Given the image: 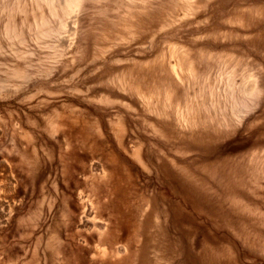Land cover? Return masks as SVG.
<instances>
[{"label":"rangeland","instance_id":"rangeland-1","mask_svg":"<svg viewBox=\"0 0 264 264\" xmlns=\"http://www.w3.org/2000/svg\"><path fill=\"white\" fill-rule=\"evenodd\" d=\"M0 264H264V0H0Z\"/></svg>","mask_w":264,"mask_h":264},{"label":"bare ground","instance_id":"bare-ground-1","mask_svg":"<svg viewBox=\"0 0 264 264\" xmlns=\"http://www.w3.org/2000/svg\"><path fill=\"white\" fill-rule=\"evenodd\" d=\"M77 1V0H76ZM70 6H73V5H70ZM202 198V197H201ZM207 212V211H206ZM227 223V222H226ZM101 228V227H100ZM102 231V230H101Z\"/></svg>","mask_w":264,"mask_h":264}]
</instances>
